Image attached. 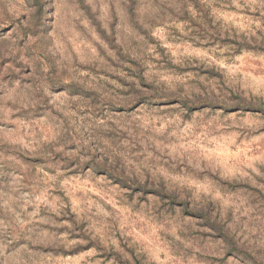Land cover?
<instances>
[{
    "label": "rangeland",
    "instance_id": "374dc122",
    "mask_svg": "<svg viewBox=\"0 0 264 264\" xmlns=\"http://www.w3.org/2000/svg\"><path fill=\"white\" fill-rule=\"evenodd\" d=\"M0 264H264V0H0Z\"/></svg>",
    "mask_w": 264,
    "mask_h": 264
}]
</instances>
